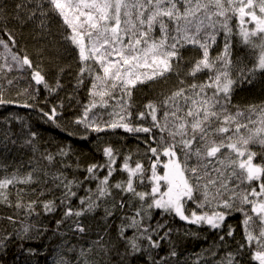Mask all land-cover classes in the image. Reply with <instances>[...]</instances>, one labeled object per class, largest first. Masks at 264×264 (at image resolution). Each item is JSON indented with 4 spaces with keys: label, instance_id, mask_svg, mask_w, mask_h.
Returning <instances> with one entry per match:
<instances>
[{
    "label": "snow or ice",
    "instance_id": "obj_1",
    "mask_svg": "<svg viewBox=\"0 0 264 264\" xmlns=\"http://www.w3.org/2000/svg\"><path fill=\"white\" fill-rule=\"evenodd\" d=\"M61 51L75 53V85L50 101L72 69L56 63ZM257 82L264 0H0V108L32 109L83 141L118 131L137 141L135 151L102 141V160L82 165L70 142L53 148L0 113V257L20 241L21 264H264V99L233 100ZM177 221L215 239L187 257ZM51 237L55 248L23 243Z\"/></svg>",
    "mask_w": 264,
    "mask_h": 264
},
{
    "label": "trees",
    "instance_id": "obj_2",
    "mask_svg": "<svg viewBox=\"0 0 264 264\" xmlns=\"http://www.w3.org/2000/svg\"><path fill=\"white\" fill-rule=\"evenodd\" d=\"M55 30V25L53 26ZM34 41L28 36V33H25V37L20 40L21 46H26L29 51L33 50ZM240 45L237 44L236 50L239 51ZM187 55V53H186ZM75 53H66L61 51L59 53L58 59L56 63H59L61 66L66 64H71L72 69L70 74H65L61 77V83L64 84V88L61 89L55 96H49V100H55L56 98H64L68 93L73 91V86L75 85V72L77 69V61L74 59ZM46 70L49 71V79L54 78L55 68L51 64H46ZM27 85V80H21L19 82L18 87L23 88ZM166 87L162 82L158 83H150L148 85L143 86L140 90H138L135 94V99L139 102L144 95H152L154 93H158L161 91L162 88ZM15 95V91L12 93ZM47 93L43 90L40 93V99L42 100ZM77 99L81 102L87 101V92L86 89L81 88L77 93ZM264 99V83L257 82L254 86H247L242 89H237L236 94L233 97L234 103L237 104H245L249 102L259 101ZM21 102L23 100L21 99ZM73 108L67 109L64 114V120L70 119L73 115V110L77 107L75 100L72 101ZM67 107V106H66ZM8 112H15L25 120H27L34 128V130L38 131L40 137L43 141L51 142L52 147H55V144L61 142H70L72 147L76 150L77 154L79 155L80 161L82 165H86L94 160H102V156L99 152L96 151L97 144L102 141H111L115 143V146L121 147L124 151L128 149H132L133 151L137 148V141L134 140L131 136L124 134L122 131H118L116 135H112L109 133L108 135L101 134L102 141H97L96 134H91L89 137V141H83L78 139L77 137H69L66 135L65 132L61 131L60 129L54 127L51 124L44 123L42 120L37 118V114L32 109H25L21 107H9L7 110L0 108V113L7 114ZM63 123V121H62ZM82 131V130H81ZM124 139H121V137ZM141 149L143 145H140ZM27 159V157H24ZM83 175V173H81ZM240 221V216L237 214L235 217L229 218L227 223L238 225ZM48 223V221H45ZM177 227H181L182 231L179 235V242H180V250L184 253L187 257H193L194 253L201 252L202 249L207 248L215 239V236L212 232H210L206 227L203 229H198L196 226H187L182 225V222H176ZM191 228L193 232H197L198 235L196 236H184L183 235V228ZM207 237V239H205ZM236 238H240V229L237 227L236 231ZM55 237H51L49 240L41 241L36 239L34 241H25L23 243L29 246H36L41 243L43 245L52 244V247L55 248ZM20 241L14 242L9 246L7 254H4L0 257V264H21L22 255H21V248H20ZM42 255H47L48 249L47 247H42L38 249ZM41 264H44L41 261ZM47 264H52V256H48Z\"/></svg>",
    "mask_w": 264,
    "mask_h": 264
}]
</instances>
